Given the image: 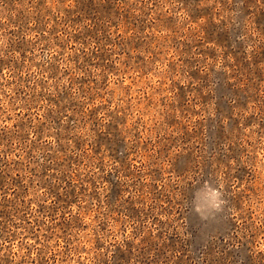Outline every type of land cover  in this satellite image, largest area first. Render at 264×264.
Segmentation results:
<instances>
[{
  "label": "rangeland",
  "instance_id": "374dc122",
  "mask_svg": "<svg viewBox=\"0 0 264 264\" xmlns=\"http://www.w3.org/2000/svg\"><path fill=\"white\" fill-rule=\"evenodd\" d=\"M0 264H264V0H0Z\"/></svg>",
  "mask_w": 264,
  "mask_h": 264
},
{
  "label": "clouds",
  "instance_id": "9594fccd",
  "mask_svg": "<svg viewBox=\"0 0 264 264\" xmlns=\"http://www.w3.org/2000/svg\"><path fill=\"white\" fill-rule=\"evenodd\" d=\"M213 196H214V202H213V204H212V207H213L214 209H216V210H220V209H221V205L224 203V201L221 200V199H219V196H220V193H219V192H215V193L213 194ZM196 211H197V212H200L201 209L198 207V208L196 209Z\"/></svg>",
  "mask_w": 264,
  "mask_h": 264
}]
</instances>
